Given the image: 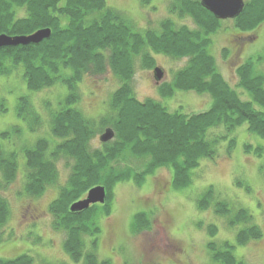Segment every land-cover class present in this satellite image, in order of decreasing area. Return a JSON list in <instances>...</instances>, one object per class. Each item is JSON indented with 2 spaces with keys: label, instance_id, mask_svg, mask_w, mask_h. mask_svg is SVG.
Instances as JSON below:
<instances>
[{
  "label": "trees",
  "instance_id": "trees-1",
  "mask_svg": "<svg viewBox=\"0 0 264 264\" xmlns=\"http://www.w3.org/2000/svg\"><path fill=\"white\" fill-rule=\"evenodd\" d=\"M168 13L178 19L188 17L195 27L168 16L157 27L139 30L106 0H0V35L27 36L39 29L51 30L50 37L38 44L1 48L0 77L19 73L30 91L56 84L67 88L63 100L50 113L47 135L23 146L22 175L24 192L37 196L56 182L57 161L67 162L66 183L59 187L49 212L53 227L66 233L63 247L73 262L110 264L108 259H99L95 249L100 233L98 220L110 214L117 183L132 180L140 185L147 174L166 168L173 188L181 189L192 182V170L201 160L217 157L221 141L227 140V153L233 149L235 137L231 135L237 127L246 124L249 132L264 138V71L257 69L259 65L264 67V51L235 70L236 87L247 90L252 98L243 100L220 74L209 52L211 35L220 29L223 20L202 7L200 0H169ZM232 20L238 31H253L264 24V0H245L243 11ZM153 53L186 59L170 81L158 85L161 97H170L176 90L204 93L211 97L210 107L198 113L171 112L155 99L138 100L131 86L135 66L138 63L142 69L153 71L157 67ZM106 71H111L120 85L111 93L105 112L88 118L76 107L80 99L78 85L85 77ZM17 116L30 133L42 126L40 113L26 96L19 98ZM107 128L113 130V139L99 140L100 145L92 147L94 138ZM22 133V127L14 125L0 136L19 137ZM245 152L261 156L263 149L245 145ZM18 157L15 148H4L0 140L1 190L20 171ZM132 157L148 159L143 171L136 173L128 165V158ZM98 185L106 189L103 204L91 205L81 212L70 211L72 203ZM211 202L216 212L229 216L230 227L243 225L237 230L235 244L245 245L261 238V230L251 223L252 216L245 209L232 213L209 186L197 198V208L207 209ZM9 218V204L0 194V231ZM149 227L146 213L133 216L134 232ZM208 233L214 236L216 227L208 226ZM86 236L92 238L89 250L85 247ZM2 240L0 232V243ZM207 247L216 264H247L234 255V244L224 242L217 246L209 242ZM0 264H33V259L22 254L0 258Z\"/></svg>",
  "mask_w": 264,
  "mask_h": 264
},
{
  "label": "rangeland",
  "instance_id": "rangeland-1",
  "mask_svg": "<svg viewBox=\"0 0 264 264\" xmlns=\"http://www.w3.org/2000/svg\"><path fill=\"white\" fill-rule=\"evenodd\" d=\"M106 1L139 30L157 27L168 16L180 24L195 27L188 17L178 19L168 13L169 0H150L148 4H142L140 0ZM211 41L209 52L220 74L236 89L241 99L252 101L247 90L236 87L235 70L248 58L256 59L263 54L264 24L245 33L235 29L232 19L223 20L220 29L211 35ZM153 56L156 66L163 70L164 78L157 83L152 69H142L137 63L131 86L138 100L155 99L171 112L198 113L210 107L211 97L204 93L176 90L170 97H161L158 85L170 81L173 73L185 65L186 59L155 53ZM257 69L264 71L263 65ZM119 85L111 71L85 77L78 85L80 99L76 107L88 118L99 117ZM66 93V86L61 84L30 91L19 73L0 77V133L14 125L23 129L20 138L16 135L11 138L0 136L4 148L17 150L20 169L12 183L0 189L10 207V218L0 231L3 235L0 258L28 254L33 264H82L73 262L65 252L66 233L53 227V216L49 212L50 203L57 198L59 187L66 183L69 174L65 159L57 161L56 182L40 195H28L23 189L22 148L37 137L47 135L50 113ZM21 96L28 97L43 120L42 126L34 133L28 132L26 124L17 116ZM98 136L92 141V147L100 145ZM232 136L235 137L233 149L227 153V140L221 141L217 146V157L201 160L200 165L192 170V182L186 187L173 188L171 173L166 168L147 174L140 185L132 180L117 183L113 187L110 214L98 220L97 257L108 259L110 264H216L207 244L214 242L218 246L229 242L235 245L233 253L237 258L247 264H264V138L249 132L246 124L237 127ZM245 145L261 146L262 155L246 153ZM128 161V165L139 173L144 170L148 159L132 157ZM209 186L214 188L218 199L227 203L232 213L245 209L252 216L251 223L261 230V238L237 245L235 235L243 225L230 227L229 216L216 212L213 201L207 209H198L197 198ZM138 212L147 214L150 227L134 232L133 216ZM208 226L216 227L214 236L209 235ZM84 239L89 250L92 238L86 236Z\"/></svg>",
  "mask_w": 264,
  "mask_h": 264
},
{
  "label": "water",
  "instance_id": "water-1",
  "mask_svg": "<svg viewBox=\"0 0 264 264\" xmlns=\"http://www.w3.org/2000/svg\"><path fill=\"white\" fill-rule=\"evenodd\" d=\"M202 7L209 11L218 20H227L237 18L244 9L245 0H200ZM51 35L48 28L39 29L27 36H7L0 35V49L3 47H15L19 45L38 44ZM154 79L159 83L164 77L163 70L156 67L153 70ZM114 137L112 129L107 128L99 136L101 142H108ZM106 199V189L102 185L92 187L88 190L86 196L70 205L71 212H81L94 204H103Z\"/></svg>",
  "mask_w": 264,
  "mask_h": 264
}]
</instances>
